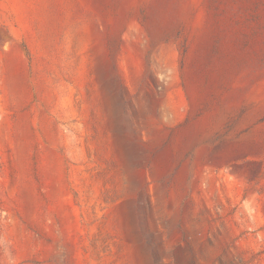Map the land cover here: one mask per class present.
Instances as JSON below:
<instances>
[{
  "label": "rangeland",
  "instance_id": "obj_1",
  "mask_svg": "<svg viewBox=\"0 0 264 264\" xmlns=\"http://www.w3.org/2000/svg\"><path fill=\"white\" fill-rule=\"evenodd\" d=\"M0 264H264V0H0Z\"/></svg>",
  "mask_w": 264,
  "mask_h": 264
}]
</instances>
